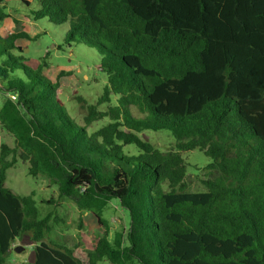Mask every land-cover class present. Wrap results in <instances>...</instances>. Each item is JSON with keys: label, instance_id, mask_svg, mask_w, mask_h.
I'll return each mask as SVG.
<instances>
[{"label": "trees", "instance_id": "1", "mask_svg": "<svg viewBox=\"0 0 264 264\" xmlns=\"http://www.w3.org/2000/svg\"><path fill=\"white\" fill-rule=\"evenodd\" d=\"M7 1L0 0V21ZM38 4L33 18L68 22L65 42L98 52L108 83L97 104L118 98L103 112L87 105L77 124L59 99V81L11 53H21L17 40L29 35L0 34V126L15 144L0 145V264L23 235L34 259L22 264H83L49 238L53 218L39 216L34 192L5 186L15 152L30 175L46 176L100 225L111 199L127 211L125 235L110 238L105 228L88 264H264V0ZM103 117L109 121L88 133ZM160 129L171 132L173 149L138 135ZM130 144L137 154L124 152ZM193 149L211 159L201 191L185 183L181 152Z\"/></svg>", "mask_w": 264, "mask_h": 264}, {"label": "rangeland", "instance_id": "2", "mask_svg": "<svg viewBox=\"0 0 264 264\" xmlns=\"http://www.w3.org/2000/svg\"><path fill=\"white\" fill-rule=\"evenodd\" d=\"M30 4L22 0H8L5 11L8 17L0 21V34L24 32L30 38H20L17 44L22 48L18 53L12 50L14 55H22L23 63L32 68H37L41 63L42 74L52 81L58 80L61 85L59 99L64 105L68 115L79 125H83V117L87 112L86 106L95 104L99 111H107L109 106L117 104V95H112L108 102L97 101L107 85V72L100 67L98 52L82 43L65 42L69 23L55 25L47 18L35 19L31 10L38 8V0H28ZM20 73V72H19ZM5 94L0 92V104ZM81 100H80V99ZM136 117H143L133 106L129 107ZM122 121L121 119H119ZM109 121L103 117L93 121L87 127L91 133ZM124 128V126H121ZM143 139L148 140L154 147L161 151L174 148L175 139L167 129L148 130L138 133ZM5 143L13 147L14 137L0 126V145ZM123 150L127 154H137L139 151L133 144L125 145ZM16 163L6 170L5 186L14 193L22 196L34 192V199L39 216L51 212L53 220L49 238L53 241L70 246L74 254L83 264H88V253L94 248L97 240L103 235L105 228L110 238L118 233L125 235L128 228V213L122 209L117 199L108 201L103 210L105 225H100L96 217L89 211H79L76 206L65 198L58 196L57 186L51 183L46 176H32L28 173V163L17 156ZM186 166L185 183L189 191L205 190L203 180L208 176L205 167L211 159L202 151L193 149L181 152ZM12 155L10 154L8 158ZM50 203H47V200ZM21 246L17 252L11 250L6 256V264L32 263L34 259V244L27 235L17 238L13 245ZM99 264H107L101 261Z\"/></svg>", "mask_w": 264, "mask_h": 264}, {"label": "water", "instance_id": "3", "mask_svg": "<svg viewBox=\"0 0 264 264\" xmlns=\"http://www.w3.org/2000/svg\"><path fill=\"white\" fill-rule=\"evenodd\" d=\"M12 249L15 250V251H17V252H19V251L22 250V247H21V246H14L13 248L11 247V248L9 249V252H10Z\"/></svg>", "mask_w": 264, "mask_h": 264}, {"label": "built area", "instance_id": "4", "mask_svg": "<svg viewBox=\"0 0 264 264\" xmlns=\"http://www.w3.org/2000/svg\"><path fill=\"white\" fill-rule=\"evenodd\" d=\"M12 97H14V96H12Z\"/></svg>", "mask_w": 264, "mask_h": 264}]
</instances>
